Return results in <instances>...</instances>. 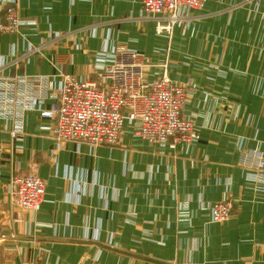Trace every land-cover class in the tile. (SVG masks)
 Instances as JSON below:
<instances>
[{
    "label": "crops",
    "instance_id": "0c3cea01",
    "mask_svg": "<svg viewBox=\"0 0 264 264\" xmlns=\"http://www.w3.org/2000/svg\"><path fill=\"white\" fill-rule=\"evenodd\" d=\"M6 6L35 25L0 34V79L94 81L95 57L122 45L148 79L185 87L194 135L157 148L127 124L115 146H91L55 141L54 121L36 110L16 139L0 119V264H264V170L259 183L240 164L247 151L264 154V0H207L170 34L155 31L140 0ZM33 170L44 200L23 211L9 183ZM222 201L231 215L212 223L209 207Z\"/></svg>",
    "mask_w": 264,
    "mask_h": 264
},
{
    "label": "built area",
    "instance_id": "2783aa9c",
    "mask_svg": "<svg viewBox=\"0 0 264 264\" xmlns=\"http://www.w3.org/2000/svg\"><path fill=\"white\" fill-rule=\"evenodd\" d=\"M144 13L155 21L157 33L170 34L184 21L185 14L200 10L207 0H140ZM32 20L20 18L14 6L0 9V34H18L23 27H33ZM97 70L94 81L61 76L55 88L48 76H25L0 79V119L12 120L11 138L22 131L20 119L32 111L54 121L50 128L57 142L85 143L91 146H115L130 125L133 137L152 147L190 143L194 135L193 121L183 114L186 89L170 81L164 74L148 79L145 61L136 51L117 46L112 54L94 59ZM165 67V66H163ZM48 111H41L47 100ZM240 164L252 172L251 180L263 183L259 171L264 170V154L247 151ZM9 197L15 207L35 212L44 200L45 185L36 174L13 179ZM229 201L209 207L212 223L226 222L231 215Z\"/></svg>",
    "mask_w": 264,
    "mask_h": 264
},
{
    "label": "rangeland",
    "instance_id": "374dc122",
    "mask_svg": "<svg viewBox=\"0 0 264 264\" xmlns=\"http://www.w3.org/2000/svg\"><path fill=\"white\" fill-rule=\"evenodd\" d=\"M141 2V1H140ZM93 65H94V63H93ZM95 66V65H94ZM93 67V66H92ZM96 73H97V70L95 69L94 71H93V75L95 76V78H96ZM145 75H146V71H145ZM162 76V75H161ZM89 80V79H88ZM91 81V80H90ZM93 81V80H92Z\"/></svg>",
    "mask_w": 264,
    "mask_h": 264
}]
</instances>
